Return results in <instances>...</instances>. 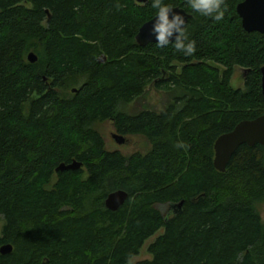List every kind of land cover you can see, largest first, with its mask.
Returning <instances> with one entry per match:
<instances>
[{
    "label": "trees",
    "instance_id": "obj_1",
    "mask_svg": "<svg viewBox=\"0 0 264 264\" xmlns=\"http://www.w3.org/2000/svg\"><path fill=\"white\" fill-rule=\"evenodd\" d=\"M241 1L216 22L163 0L191 14L186 57L137 42L151 0H0V247L13 245L0 264H126L161 229L134 264H264V145L214 165L217 137L264 114V33L245 30ZM149 87L170 94L164 108L122 110ZM103 120L150 149H107ZM117 189L129 196L111 210ZM182 200L168 217L157 207Z\"/></svg>",
    "mask_w": 264,
    "mask_h": 264
},
{
    "label": "water",
    "instance_id": "obj_2",
    "mask_svg": "<svg viewBox=\"0 0 264 264\" xmlns=\"http://www.w3.org/2000/svg\"><path fill=\"white\" fill-rule=\"evenodd\" d=\"M141 3H146L147 0H137ZM175 12H180L184 15L186 24L191 17L184 8L180 6H172ZM237 11L242 19V24L245 30L258 31L264 33V0H243L237 5ZM156 15L146 21L140 28L136 35V40L141 45H146L150 42H156L155 36L151 29L155 21ZM174 39V38H173ZM28 59L35 62L38 57L34 52L28 54ZM262 72V92L264 94V65L261 67ZM77 90V88H74ZM112 138L119 144L123 145L126 137L117 132H113ZM247 143L254 145L260 143L264 145V114L254 119H245L235 125V127L219 135L215 141L214 149V165L220 171H225L226 165L235 150L241 145ZM82 166V162L73 160L71 163H61L57 170H76ZM129 193L125 189H117L111 191L105 199V205L111 210H117L125 203ZM172 206L178 207L175 213L181 211L183 200L177 203H172ZM13 250L12 244H4L0 247V252L3 254L10 253Z\"/></svg>",
    "mask_w": 264,
    "mask_h": 264
},
{
    "label": "clouds",
    "instance_id": "obj_3",
    "mask_svg": "<svg viewBox=\"0 0 264 264\" xmlns=\"http://www.w3.org/2000/svg\"><path fill=\"white\" fill-rule=\"evenodd\" d=\"M188 4L195 12L216 22L223 20L228 11L225 0H188ZM151 6L157 10L151 29L157 47L163 48L171 44L177 52L186 57L192 56L197 50L196 42L188 38L184 15L175 12L174 8L163 0H151ZM134 261L135 257L129 253L126 264H134Z\"/></svg>",
    "mask_w": 264,
    "mask_h": 264
},
{
    "label": "rangeland",
    "instance_id": "obj_4",
    "mask_svg": "<svg viewBox=\"0 0 264 264\" xmlns=\"http://www.w3.org/2000/svg\"><path fill=\"white\" fill-rule=\"evenodd\" d=\"M232 85L234 87L244 86L243 74L240 68H237L235 72V75L232 79ZM66 90L69 91L70 87ZM169 99L170 94L163 92V90H156L152 87H149L148 91L142 98L134 100L130 103H122L121 108L122 110L130 113H134L143 107L162 109L164 108L165 104L169 101ZM95 127L103 135L106 143V148L109 150H120L123 154L129 155L134 152L146 153L151 147L150 142L143 135H134L133 141L130 144L124 146L119 145L115 140L112 139L111 136L112 132L116 130L111 120L97 121L95 123ZM166 203L168 202L157 203V207L162 211L163 214H165L167 211ZM258 210L262 219L264 220V202L258 204ZM2 221V218H0V223H2ZM162 232L163 229L159 230L155 235L151 236L146 240L139 255L135 257V260L152 258L151 254L147 250L148 245L153 242L156 237Z\"/></svg>",
    "mask_w": 264,
    "mask_h": 264
},
{
    "label": "flooded vegetation",
    "instance_id": "obj_5",
    "mask_svg": "<svg viewBox=\"0 0 264 264\" xmlns=\"http://www.w3.org/2000/svg\"><path fill=\"white\" fill-rule=\"evenodd\" d=\"M240 69L242 70L243 80H244L246 72L244 71L243 68H240ZM236 70H237V69H236ZM234 75H235V74H234ZM233 77H234V76H233ZM141 109H142V108H141ZM111 121H112V120H111ZM114 132H117V131L115 130ZM117 133H118V132H117ZM112 134H113V132H112ZM112 134H111V136H112ZM119 134H120V133H119ZM134 135H139V134L124 135V136L126 137V141H125V143H124L122 146L130 144V143L133 141V136H134ZM112 139H113V138H112ZM113 140H114V139H113ZM166 206H167V211H166L165 214H163L165 217L171 216L173 213H175V210L178 209V207L172 206V203H166Z\"/></svg>",
    "mask_w": 264,
    "mask_h": 264
}]
</instances>
